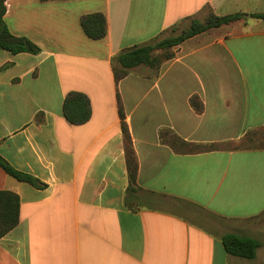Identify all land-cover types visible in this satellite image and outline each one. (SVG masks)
Segmentation results:
<instances>
[{"label": "crops", "instance_id": "0c3cea01", "mask_svg": "<svg viewBox=\"0 0 264 264\" xmlns=\"http://www.w3.org/2000/svg\"><path fill=\"white\" fill-rule=\"evenodd\" d=\"M6 7L10 32L41 52L0 51V155L44 186L0 168V191L20 199L0 264H264V21L251 17L264 14V0ZM96 13L108 22L102 40L81 26ZM211 14L247 17L116 81L120 53L177 37ZM71 92L90 99L84 125L64 116ZM123 123L138 163L133 186ZM227 234L257 240L256 258L229 255Z\"/></svg>", "mask_w": 264, "mask_h": 264}, {"label": "trees", "instance_id": "16d2710c", "mask_svg": "<svg viewBox=\"0 0 264 264\" xmlns=\"http://www.w3.org/2000/svg\"><path fill=\"white\" fill-rule=\"evenodd\" d=\"M9 0H0V51H7L14 55L21 53L39 54L41 49L31 40L25 37L13 35L6 22V3ZM43 2L51 0H42ZM247 16L238 14L226 17H218L211 14L204 22L194 21L189 30L177 37L165 39L156 44L134 47L123 51L113 61V69L116 81L124 79L129 71L139 66L151 68L160 67L165 61L173 58L171 50L201 33L211 29L220 28L233 22L245 19ZM252 18L264 21V14L252 15ZM81 26L85 35L91 40H102L108 35V22L106 16L100 13L86 15L81 19ZM162 50V55H156V51ZM63 112L66 119L73 125H84L92 118V107L88 96L78 92H71L67 95L63 105ZM123 117V115H122ZM123 133L126 140V155L130 184H136L138 163L129 131L123 123ZM200 147L198 146V150ZM0 168L15 179L31 184L34 187L44 186L33 177L15 170L0 155ZM20 221V199L9 191H0V240L15 229ZM226 252L235 257L253 260L256 258L260 243L248 237H241L236 234H227L222 239Z\"/></svg>", "mask_w": 264, "mask_h": 264}, {"label": "rangeland", "instance_id": "374dc122", "mask_svg": "<svg viewBox=\"0 0 264 264\" xmlns=\"http://www.w3.org/2000/svg\"><path fill=\"white\" fill-rule=\"evenodd\" d=\"M261 255L264 257V251L261 253ZM245 264H256L254 261H246Z\"/></svg>", "mask_w": 264, "mask_h": 264}]
</instances>
